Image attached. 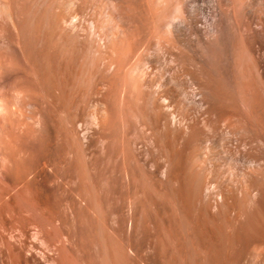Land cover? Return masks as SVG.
<instances>
[{"label":"bare ground","instance_id":"obj_1","mask_svg":"<svg viewBox=\"0 0 264 264\" xmlns=\"http://www.w3.org/2000/svg\"><path fill=\"white\" fill-rule=\"evenodd\" d=\"M0 22V60L20 55L77 158L105 159L112 230L147 228L155 264H264V0H0ZM3 69L9 132L39 109Z\"/></svg>","mask_w":264,"mask_h":264},{"label":"rangeland","instance_id":"obj_2","mask_svg":"<svg viewBox=\"0 0 264 264\" xmlns=\"http://www.w3.org/2000/svg\"><path fill=\"white\" fill-rule=\"evenodd\" d=\"M6 29V25L0 22L1 33ZM6 32L7 30L4 33ZM9 40L13 43V39L9 38ZM12 54L13 58H15V60L13 59L14 61L4 63V60H0V67L2 69L5 68V70H3L5 71L4 77L7 79V85L9 86L7 87L11 90H13L12 88L14 87V89L21 88V86L25 88L29 87V89L33 87L35 89L34 91H32L33 88L30 92L25 90V94L30 98L32 97L31 99L33 100H31L30 103H35V106H37L39 110L38 115L35 114L37 117L36 119L34 115L28 112V106H25V110L23 109V111L26 115H23L24 120L22 117H19L22 119L20 122L18 117L17 120L16 116L13 115L12 117V115L9 114V117L13 118L15 122L13 126H10L11 129H9L12 134L10 131L8 132V129H6L7 127L0 128V136L3 134L5 138L2 137V139L4 138L5 144L8 142V144H6L8 147H6L5 151L1 150L0 152V264H115L116 261H119L118 264L122 262H125V264H130L131 262V264H135L136 261L137 264H155L156 259H154L155 261L151 260L155 258L151 250L152 247L150 246L151 240H148L149 242L146 241L149 236L147 228L142 226L141 229L134 225L137 227L134 229L131 223H125L126 220H124V223H121L123 219L120 221V218V224L117 218L116 222L119 225L116 223L114 230H112L111 226L109 227L108 225L109 221H106L109 220V217L107 218L109 213L106 211L108 210V205H106L108 204V190L106 189L108 188V182L106 178L107 168L105 167V159L102 156L101 158L98 156L99 160H97L98 158L94 160L97 156L90 157L89 152H86L88 155L84 156L82 159L78 156L80 159L78 160L76 155L78 154L77 148H75L77 146L75 144L71 146L73 142L63 141L64 134L59 131V126L61 125L59 114L47 105L40 91L36 89L34 83H32L30 72L21 60L20 55L16 52L11 53V55ZM30 117L34 118H31L32 120L30 121ZM37 122L39 124H37ZM20 123H23L22 126L24 127H22ZM16 127L17 133H15ZM21 127L23 129L27 127L24 129L25 132ZM41 140H43V143ZM13 144H16L14 145L16 147H14ZM7 148L9 149L7 150ZM13 148L16 149L14 150L15 152ZM4 152L7 153V156L5 154L3 155ZM6 157H9V160L5 161ZM91 158H93L92 160L94 162H92ZM96 160L97 162L101 161V163L99 162L101 165L97 163ZM8 161L10 162L9 165L8 163L5 165L4 162ZM91 163L95 164L93 165L95 169L90 168L92 167ZM84 164L85 167L87 165V167H89L88 169L91 170L89 171L85 167L82 169V165ZM4 165L6 169H3ZM97 165H100L101 168H98ZM102 168L104 169L102 170ZM80 170L83 174L86 172V175L84 174L85 177L79 175L82 174ZM93 187H96L98 190H96V188L93 189ZM105 190H107V192ZM97 191H100V194L97 193ZM98 194L99 196H97ZM96 199H98V201L101 199L99 202L102 208L99 206L98 202L96 203ZM120 226H122L121 230ZM123 228L124 230L126 229L125 232L127 233L124 232ZM143 229L146 231L142 232ZM110 231H115L113 232L115 234H111ZM131 231L133 235L135 234L134 236L130 233ZM137 231L139 235H137L138 238H136ZM122 232H124V235L121 234ZM109 234L110 236H116V238L112 236L111 239ZM143 234L147 236V239L141 236ZM120 235H123V237ZM113 238H115V240ZM135 238L141 241H137ZM110 239L115 242H111ZM117 241H122L121 243L124 241L123 245L126 244V246H123L120 242V245H118L119 243H117ZM135 241L137 242L135 243ZM113 242L115 245L117 244V249L115 248L116 251H112H114L113 253L117 252V255L115 254L116 257H120L121 255L120 259L117 258L119 260L113 259L115 256H113L114 254L109 250L112 247V249L116 247L113 246ZM125 242H130V244ZM134 243L137 246L134 245ZM144 243L147 250L144 246L142 247L144 250H141L142 248L139 249L140 245H144ZM109 244L112 245L111 248H109ZM121 245L124 249L120 247ZM148 245L151 248L148 249ZM118 246L121 252L127 247V251L125 250L123 252L125 256L118 251ZM128 246H130V249H128ZM133 248L138 249L139 252L137 250L134 252ZM149 250H151V252ZM129 251H133L134 254ZM140 251H142L141 255L143 258L140 256ZM144 251L148 252L144 253ZM127 252L130 254L132 260ZM118 253L121 254L118 255ZM136 253L139 254L137 255ZM110 254L113 256L112 258ZM148 254L151 258L148 257ZM135 255L137 259L133 257ZM122 256L127 260L129 258V260L123 259ZM112 259L115 262H112ZM144 259H146V261Z\"/></svg>","mask_w":264,"mask_h":264}]
</instances>
